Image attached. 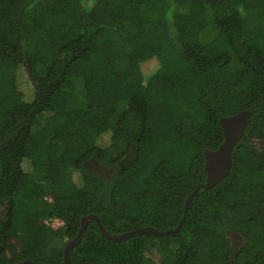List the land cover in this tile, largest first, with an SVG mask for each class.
Here are the masks:
<instances>
[{"label":"trees","instance_id":"1","mask_svg":"<svg viewBox=\"0 0 264 264\" xmlns=\"http://www.w3.org/2000/svg\"><path fill=\"white\" fill-rule=\"evenodd\" d=\"M90 214L183 222L90 219L67 264H264V0H0V264H62Z\"/></svg>","mask_w":264,"mask_h":264},{"label":"water","instance_id":"2","mask_svg":"<svg viewBox=\"0 0 264 264\" xmlns=\"http://www.w3.org/2000/svg\"><path fill=\"white\" fill-rule=\"evenodd\" d=\"M252 115L253 110L245 109L236 114L221 118V124L224 129V141L215 150H205V170L207 172L206 181L198 184L196 188L188 195L185 202V215L189 204L191 203L194 196L199 194L201 188L209 189L218 184L230 174L233 167L235 146L244 136L247 124L250 122ZM90 219H95L97 222H99L103 235L113 240H125L131 236L144 233L155 234L157 236L170 234L178 231L183 222L182 220L177 227L170 228L168 230H160L152 226H144L125 233L113 234L103 226L97 214L84 216L81 220V226L77 236L67 243L65 248V257L62 264H67L70 262V251L81 241L84 230L87 228ZM23 263L37 264L36 262L30 260H26Z\"/></svg>","mask_w":264,"mask_h":264},{"label":"rangeland","instance_id":"3","mask_svg":"<svg viewBox=\"0 0 264 264\" xmlns=\"http://www.w3.org/2000/svg\"><path fill=\"white\" fill-rule=\"evenodd\" d=\"M212 34H213L212 31H206L205 39H206L207 37H210V38H211ZM210 38H208V39H210ZM208 39H207V40H208ZM207 40H206V41H207ZM77 85H78V93H77L78 95H77V98H75V103H76V104H80V103H81L80 95H81V92H82V84H81L80 81H77ZM22 88H23L25 91H27L29 94L31 93V90L29 89V87L27 86L26 83H23V84H22ZM150 252H151V251H150ZM152 255H154L155 258H158V255H157V254L153 253Z\"/></svg>","mask_w":264,"mask_h":264},{"label":"built area","instance_id":"4","mask_svg":"<svg viewBox=\"0 0 264 264\" xmlns=\"http://www.w3.org/2000/svg\"><path fill=\"white\" fill-rule=\"evenodd\" d=\"M44 222L54 229L61 228L65 224V221L61 218H49V219H45Z\"/></svg>","mask_w":264,"mask_h":264}]
</instances>
